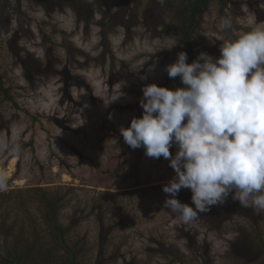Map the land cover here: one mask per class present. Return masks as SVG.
<instances>
[{
    "label": "rangeland",
    "instance_id": "obj_1",
    "mask_svg": "<svg viewBox=\"0 0 264 264\" xmlns=\"http://www.w3.org/2000/svg\"><path fill=\"white\" fill-rule=\"evenodd\" d=\"M8 3L0 16V75L13 101L0 94V174L6 177L0 256L16 238L54 246L43 216L45 192L59 200V220L79 264H264V213L238 207L230 195L210 208L222 217L183 223L163 207V186L175 175L169 161L147 157L142 147L133 150L120 134L121 126L142 115L144 85L183 87L165 71L178 52H186L170 13L175 5ZM219 7L213 0L202 19L193 60L202 51L218 57L225 39L264 22V0H228L229 31L221 29ZM170 151L174 155L175 146ZM179 193L192 195L189 189ZM109 226L102 250L101 234ZM56 251L65 257L60 246Z\"/></svg>",
    "mask_w": 264,
    "mask_h": 264
},
{
    "label": "clouds",
    "instance_id": "obj_2",
    "mask_svg": "<svg viewBox=\"0 0 264 264\" xmlns=\"http://www.w3.org/2000/svg\"><path fill=\"white\" fill-rule=\"evenodd\" d=\"M220 26L231 29V18ZM219 53L202 51L188 63L187 53L178 52L165 71L183 87L144 85L142 115L119 129L133 150L169 161L175 175L163 186V207L186 224L230 195L264 213V22L225 39ZM5 186L0 174V190ZM181 189L191 191L194 207L176 198Z\"/></svg>",
    "mask_w": 264,
    "mask_h": 264
},
{
    "label": "trees",
    "instance_id": "obj_3",
    "mask_svg": "<svg viewBox=\"0 0 264 264\" xmlns=\"http://www.w3.org/2000/svg\"><path fill=\"white\" fill-rule=\"evenodd\" d=\"M170 5L174 4L175 7L172 8V15L177 20L178 26L177 29L179 31V35L181 37L180 43L184 45L186 48V53L188 55V63H191L193 60V48L196 46V42L194 40L195 34H197L198 29H200L202 24V19L209 11L210 6L213 0H168ZM9 0H1L0 3V16H3L8 13L10 9ZM20 3V2H19ZM228 0H219V9L221 15L224 17H228L226 14ZM21 9V5H17V10ZM229 31V30H227ZM23 66H26L24 63ZM0 94L4 96L6 101H13L10 91L6 87V85L2 81V76L0 75ZM139 170V165L136 164L134 169V174H136ZM41 198L43 204V216L44 221L51 229V236L54 241V246L45 245V247H37V242L29 243L23 241L22 238H16L13 243V249L8 251L6 256H0V264H38V261H42L41 264H79L77 254L71 249L68 244L67 234L69 230L62 226L59 220V200L50 199L48 194H44ZM185 197V198H182ZM180 202H188L190 206L192 205L191 195H187L186 193H178L176 197ZM235 204L239 206V202L235 201ZM231 207L233 205H229ZM228 210V209H226ZM228 214H231V210H228ZM224 214H212V210L201 213L197 218H206L210 220L211 217L220 218ZM117 227V226H116ZM115 227V228H116ZM112 226L106 228L104 232H102V239H100V247L103 250L105 247V243L108 236L112 233ZM7 233H10L8 230ZM264 246V242L262 241ZM62 248L66 253L64 256H60L57 254L56 248ZM162 249V248H161ZM261 248L255 247L254 251L258 252ZM161 253L165 255L172 254L169 249L160 250ZM1 255V254H0Z\"/></svg>",
    "mask_w": 264,
    "mask_h": 264
}]
</instances>
